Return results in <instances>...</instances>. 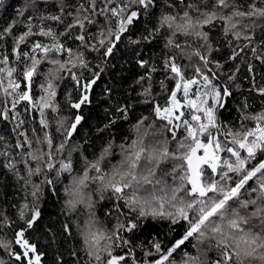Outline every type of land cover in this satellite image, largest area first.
<instances>
[{
	"label": "snow or ice",
	"instance_id": "1",
	"mask_svg": "<svg viewBox=\"0 0 264 264\" xmlns=\"http://www.w3.org/2000/svg\"><path fill=\"white\" fill-rule=\"evenodd\" d=\"M174 4L175 0L157 15L154 9L159 7V0H87L70 23L63 24L60 15L47 18L62 23L63 32L47 25L37 26L39 30L34 31L31 17L19 35L15 33L22 21L14 19L0 29V39L13 40L11 53L0 55V119L14 120L16 133L14 144L0 145V156L6 161L4 167L22 182L27 193L17 207L22 226L0 212V229L7 227L12 231L11 240L0 238V249L8 256V260L0 258V264H43L46 254L40 252L29 234L37 231L43 218L39 206L43 195L46 191L55 192L65 174L68 183L63 186L64 207L69 214H78V219L69 218L62 225L61 234L68 239L73 236V225L77 235L83 227L82 250L87 256L83 264H264V105L260 111H249L251 106L246 100L242 102L238 127L221 120L220 110L227 109L234 93L209 68L213 63L221 67L210 59L213 47L209 32L216 21L221 22L225 36L246 41L230 59L240 58L249 48L257 53L250 46L258 21H264V0H245L240 6L234 0H215L213 10L197 9L195 14L186 10L191 5L171 11ZM30 7L33 3H26L25 8ZM65 8L61 0V12ZM222 9H229V13ZM23 15L24 10H19L18 16ZM145 18L151 29L146 28L147 35L136 38L132 29ZM245 18L248 23H244ZM164 33L167 48L181 49L178 36L203 42L191 52L181 49L189 59L195 56L200 62L191 77L186 76L175 57L165 59L164 68L170 74L165 80L172 86L165 80L159 82L165 94L163 104L153 94L152 73L156 68L143 57L136 60L145 70L135 81L141 88L138 95L150 104L154 116L166 123L162 128L151 124L146 127L141 120L134 125L135 138L117 144L115 137L110 136L102 141L98 152L88 154L86 147L73 143L83 117L74 114L68 124V117L58 115L65 74L79 93L75 100L66 97L67 105L73 110L81 109L90 102V93L99 79L96 71L90 77L84 75L93 67L89 56L96 54L106 62L125 38L129 45L138 46ZM29 44V51H23L22 45ZM10 56L15 57L14 61ZM256 58L264 62V53ZM45 64L48 67L42 71ZM235 79V72L228 75L229 81ZM252 91L264 97V84L254 86ZM21 102L26 114L39 113L30 134L17 110ZM116 111L123 115L128 106L118 105ZM114 124L115 120H110L97 131L103 133ZM165 132L170 133L174 146L164 137ZM56 133L60 134L58 142ZM116 148L119 159L113 163L111 157ZM13 151L17 159L12 158ZM250 182L254 185L250 186ZM249 186V197L255 194V198L241 199ZM105 193L111 194L107 199L112 202L107 214L115 217L110 228L95 211L94 195L104 200ZM250 206L252 210L247 211ZM149 217L168 220L172 225L183 222L186 227L182 237L170 247L162 248L154 240L151 247L158 257L146 251V258L141 261L128 234H134L141 226L140 220ZM254 218L260 221L259 231L254 230ZM190 238L195 241L191 245L195 252L185 251L177 261L174 254ZM209 252L215 254L214 259L209 260ZM70 255L77 258L73 264H80L78 251L70 250ZM56 264H63L59 256Z\"/></svg>",
	"mask_w": 264,
	"mask_h": 264
},
{
	"label": "trees",
	"instance_id": "2",
	"mask_svg": "<svg viewBox=\"0 0 264 264\" xmlns=\"http://www.w3.org/2000/svg\"><path fill=\"white\" fill-rule=\"evenodd\" d=\"M28 2L33 3V7L25 8ZM234 2L238 6L245 4V0H234ZM247 2L250 3L251 0H247ZM60 3L61 0H0V29L7 27L14 19L22 21V23L18 24L15 33L19 35L26 30L25 24L28 22L27 18L31 17L34 31L39 30L37 26L47 25L57 32H63L62 23L47 18L53 15H60L63 24L70 23L72 16L76 15V10L80 5H86L87 0H64V4L66 5L64 12L60 10ZM214 3L215 0H182V2L181 0H175L174 7L170 10L179 11L185 9L186 5H191L192 7L186 10L195 14L197 9L201 12L213 10L211 5ZM169 4H173V0H159V7L154 9V11L159 15V12L164 10ZM22 9L24 10V15L18 16V11ZM221 11L225 14L229 13V9H222ZM68 13H71V16ZM147 21L148 18H145L134 25L132 31L136 34V38H139L141 35H147L146 28L151 29V24ZM248 22L247 18H245L244 23ZM205 30L208 29L206 28ZM166 35L164 33L148 42H141L138 46L129 45L127 38H125V41L119 44L115 54L107 58L106 62L103 58L96 56V54L88 57L93 67L92 70L84 72V75L90 77L92 71H96L99 73V79L94 85V90L90 93V102L83 105L79 110L83 120L79 126L78 134L74 135L73 143L83 145L86 147L88 154H92L93 152H98L102 141L108 140L110 136L115 137V143L117 144L128 142L130 139L135 138L134 125L141 120L145 121L146 127L149 124L155 128H162L164 126L166 122H161L158 117L154 116L150 104L144 103L145 98L138 95L141 88L135 84V81L141 75H144L145 70L137 65L136 60L138 57H143L144 60L149 61L150 66L156 68V71L152 73L153 94L163 104L165 94L161 91L159 82L165 80L166 75H170L166 74L164 68L165 59L169 56L175 57L176 62L183 68L186 76L191 77L195 74L193 70L194 66L199 65L200 62L195 56L189 59L187 55L183 54L181 49L191 52L203 43L192 37L178 36L177 42L180 43L181 49L167 48L165 47ZM252 35L254 42L250 47H255L257 53L253 54L250 48L245 49L241 53L240 58L233 60L230 59L233 51L237 50L246 41L235 40L231 35L225 36L222 32L220 21H216L215 26L209 32L210 42L213 47L210 59L221 65V67L217 68L215 63H213L209 65V68L217 73L219 82L227 84L234 93L233 97L228 100L227 109H221L219 116L221 120L231 122L237 127L240 123L237 120V117L240 115L238 108L242 102L246 100L251 106L249 111H260L261 106L264 105V97L252 91L254 86L264 84V62L256 58L257 55L264 53V48L261 47L262 43H264V21H258V26ZM47 39L44 38L45 41ZM12 43L11 37L0 39V55L10 54ZM22 48L23 51H29L30 44L28 47L22 45ZM14 59V56H10V60L14 61ZM249 66H251L252 71H249ZM47 67L48 65L45 64L41 70L44 71ZM237 68H239L238 72H236ZM232 72L236 73L235 81L228 80V75ZM39 82L38 80L37 84ZM165 83L169 87L172 86V83L168 80H165ZM236 84H239L240 87L236 88ZM35 93H39L38 87L35 89ZM78 95V91L73 87V82L65 74V80L61 82L59 97L61 109L58 115L68 117V124L71 123L76 111L68 107L66 97L75 100ZM0 100H2V97H0ZM118 105H127L128 112L121 115V113L116 111ZM2 106L0 104V107ZM17 110L21 114V118L26 121V128L30 134L31 128L36 126L34 120L39 119V113H32L30 111L26 114L23 102L17 105ZM49 119H52L51 115ZM110 120H115V124L103 133H98L97 130L103 128ZM14 127V120L9 119L5 121L0 119V137L3 138V140H0V145L3 147L15 143L16 133L13 131ZM54 127L55 124H53ZM151 131L152 129H149V132ZM163 135L169 139L170 146H174L170 133L165 132ZM56 138L58 142L60 139L59 133H56ZM0 150H3V148L0 147ZM11 156L13 159H17L14 151L11 153ZM73 158L74 160L78 159L76 153L73 154ZM111 159L113 163L119 159L118 148L114 150V155ZM5 163L4 157L0 156V212L9 217L10 221L15 225L22 226V221L17 216V207L23 202L27 193L23 188L22 182L17 180L12 171L4 167ZM67 183L68 177L65 174L61 177V182L57 184L55 192H45L39 205L43 218L37 226V231L30 232L29 234L31 239L37 243L40 252L46 254L43 264H56L58 256L63 260V264H73V261L77 258L70 255V250L79 252L78 259L80 264H83L87 259L86 253L82 250V241L76 234L74 225L72 237L65 239L61 234L62 225L68 222L69 218L71 221L78 219V214H69L64 207L65 196L63 186ZM253 185L254 182H250V186ZM250 186L248 187V191L244 192L241 199L255 198V194H251L249 197ZM104 195L106 197L104 200H101L98 195H94V199L96 200L95 211L102 223L110 228L115 223L114 215L107 214L112 204L107 197L111 194L105 193ZM251 210L252 206L247 211ZM80 211L83 212L84 210L80 209ZM253 223L254 230L259 231L261 228L260 221L254 218ZM140 225L134 234L129 233L128 236L131 237V243L136 246L135 254L141 261L146 258L144 256L146 251H150L154 256L158 257L155 249L151 247L154 240L160 242L162 248L170 247L176 240L182 237L186 227V224L183 222L172 225L168 220L152 219L151 217L141 219ZM0 238L11 240V229L7 227L0 229ZM193 243L195 241L190 238L181 249L177 250L174 258L179 261L183 252H195V249L191 247ZM0 258L8 260L7 254L2 249H0ZM214 258L215 254L209 252V260Z\"/></svg>",
	"mask_w": 264,
	"mask_h": 264
},
{
	"label": "clouds",
	"instance_id": "3",
	"mask_svg": "<svg viewBox=\"0 0 264 264\" xmlns=\"http://www.w3.org/2000/svg\"><path fill=\"white\" fill-rule=\"evenodd\" d=\"M78 236L80 237V239H81V241H82V247H83V246H84V245H83V240H84V230H83V227H82L81 230L79 231Z\"/></svg>",
	"mask_w": 264,
	"mask_h": 264
},
{
	"label": "water",
	"instance_id": "4",
	"mask_svg": "<svg viewBox=\"0 0 264 264\" xmlns=\"http://www.w3.org/2000/svg\"><path fill=\"white\" fill-rule=\"evenodd\" d=\"M79 110H80V109H78V110H75V111H76V114H79V115H81V114H80V112H79ZM81 116H82V115H81Z\"/></svg>",
	"mask_w": 264,
	"mask_h": 264
},
{
	"label": "bare ground",
	"instance_id": "5",
	"mask_svg": "<svg viewBox=\"0 0 264 264\" xmlns=\"http://www.w3.org/2000/svg\"><path fill=\"white\" fill-rule=\"evenodd\" d=\"M76 114V113H75Z\"/></svg>",
	"mask_w": 264,
	"mask_h": 264
}]
</instances>
